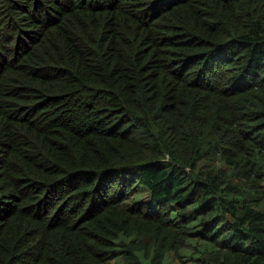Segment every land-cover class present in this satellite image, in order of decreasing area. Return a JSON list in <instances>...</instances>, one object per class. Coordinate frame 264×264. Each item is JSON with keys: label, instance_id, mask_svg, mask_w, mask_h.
Segmentation results:
<instances>
[{"label": "trees", "instance_id": "1", "mask_svg": "<svg viewBox=\"0 0 264 264\" xmlns=\"http://www.w3.org/2000/svg\"><path fill=\"white\" fill-rule=\"evenodd\" d=\"M174 260L264 264V0H0V264Z\"/></svg>", "mask_w": 264, "mask_h": 264}, {"label": "rangeland", "instance_id": "2", "mask_svg": "<svg viewBox=\"0 0 264 264\" xmlns=\"http://www.w3.org/2000/svg\"><path fill=\"white\" fill-rule=\"evenodd\" d=\"M148 196V189L145 186H141L138 191L133 195V202L134 203H139L143 200H146ZM180 262L178 261H172L170 264H179Z\"/></svg>", "mask_w": 264, "mask_h": 264}]
</instances>
